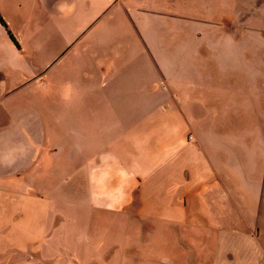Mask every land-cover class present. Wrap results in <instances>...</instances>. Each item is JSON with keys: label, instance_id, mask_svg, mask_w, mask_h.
<instances>
[{"label": "crops", "instance_id": "crops-1", "mask_svg": "<svg viewBox=\"0 0 264 264\" xmlns=\"http://www.w3.org/2000/svg\"><path fill=\"white\" fill-rule=\"evenodd\" d=\"M217 3L0 0V264H264V40L220 84L168 21ZM248 95L212 161L201 124Z\"/></svg>", "mask_w": 264, "mask_h": 264}, {"label": "rangeland", "instance_id": "rangeland-1", "mask_svg": "<svg viewBox=\"0 0 264 264\" xmlns=\"http://www.w3.org/2000/svg\"><path fill=\"white\" fill-rule=\"evenodd\" d=\"M219 1H222V3H220L219 5L218 3L212 5L201 4L197 5V8L191 6V10L199 15V17H196L194 19H186V17L178 14L175 16V19L169 18L168 21L170 22V24L172 23V25L173 23L181 25V27H173L174 39H186L185 47L189 43L193 45L194 40L196 39H199L201 41L204 39V45L202 47L203 51H201V49H197L196 54L199 55L206 64L216 62L218 65V69L215 67L214 69H216V71H213V73L216 74V81H218L220 84L228 85L230 83L232 84V82L234 81L233 78L229 77L230 72L234 73L236 70H238L240 65V61L237 57V52L240 53V49L244 47V37L248 36V38H252L257 40L259 43H263L264 0ZM180 5H186V3ZM189 24H196L197 27H195V30L191 29V27H189ZM246 28L254 30L253 33H250V31ZM180 33L182 34L179 35ZM200 45H202V43L198 42V46ZM181 52H183V50H181ZM181 55L183 54L181 53ZM253 65L254 64L252 63V66ZM247 67L249 68L251 67V65L249 64ZM250 99L251 98H249V95L247 97L244 96L242 104L237 101L231 102L230 105L225 101L216 102L215 105L223 106V109L220 110L218 108H214L213 110H211V113H215L216 117H208L207 120L203 124H201L200 127L202 129H200L199 134L203 138L202 148L210 156L212 161L218 162L222 160L221 158H228L230 162H239V153L236 149V139L239 138V136H229L228 134L226 136H223L222 134L212 132V127H214L215 129L219 127L226 128L227 126H229L231 121L234 123L239 118H246V116L249 117V114H251L250 112H248V104L249 107L251 106L249 101ZM228 107H230L229 110L226 109ZM252 110L255 111L256 106L255 109L253 108ZM241 120L243 119H240L239 121ZM210 126L211 129L209 130ZM207 136L209 137L208 140ZM58 143H60L59 140L46 139L45 150H48L49 148H51V146H53L54 148L58 147L60 150H62V146ZM69 148H75L74 141H69L66 149ZM222 154H224L225 156L221 157ZM64 158L65 157H58L53 159V164H55L56 162V165H53V167L56 166V170L60 171V169L63 170L64 168V171L60 173L61 175L67 174L65 171V168L67 166L62 162ZM71 165H73V167H76L77 162L74 159L69 160L68 166ZM58 174H56V178H58ZM36 175L42 181L47 178L45 170L43 168H37ZM27 178L28 173L25 172L21 176H18L14 179L27 189ZM34 192H42L44 194V189H42L41 187H37L34 189ZM259 212L264 213V204L259 207ZM259 215L263 216L262 214ZM210 240L211 239H209V242ZM180 248V250L183 251L187 248V246L182 244ZM210 248L212 249V246L209 243L206 249L210 250Z\"/></svg>", "mask_w": 264, "mask_h": 264}, {"label": "trees", "instance_id": "trees-1", "mask_svg": "<svg viewBox=\"0 0 264 264\" xmlns=\"http://www.w3.org/2000/svg\"><path fill=\"white\" fill-rule=\"evenodd\" d=\"M0 21L5 25L4 21L0 18Z\"/></svg>", "mask_w": 264, "mask_h": 264}]
</instances>
